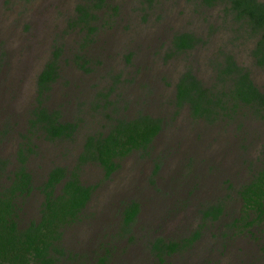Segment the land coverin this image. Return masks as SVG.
<instances>
[{
    "label": "rangeland",
    "instance_id": "rangeland-1",
    "mask_svg": "<svg viewBox=\"0 0 264 264\" xmlns=\"http://www.w3.org/2000/svg\"><path fill=\"white\" fill-rule=\"evenodd\" d=\"M86 1L0 0V158L12 167L37 104L36 75L60 47L59 76L43 104L57 109L62 120L79 121L78 131L74 140L29 134L34 152L27 168L35 185L53 165L74 164L86 133L105 129L103 112L113 105L96 109L94 103H104L100 95L96 98L98 91L114 86L108 99L115 100L119 114L145 111L165 118L148 152H130L109 178L95 163L82 167L81 181L95 189L81 218L64 228V244L85 254L87 264H95L104 247L110 248L107 264H264V221L243 232L230 223L240 207L234 187L260 164L264 118L237 109L232 119L207 123L192 118L187 107L174 115L172 103L180 73L190 68L210 85L214 61L223 51L232 53L264 89V67L254 63L252 41L231 29L234 24L221 5L204 7L197 0H157L150 6L141 0H105L116 11L98 9L96 30L87 35L68 24L76 5ZM180 31H192L203 42L172 53L171 37ZM131 199L139 203L131 236H118L120 208ZM41 200L33 189L22 203L20 224L38 216ZM218 200L224 213L216 221L203 220L202 207ZM196 230L200 235L191 246L162 263L149 249L155 237L179 240Z\"/></svg>",
    "mask_w": 264,
    "mask_h": 264
},
{
    "label": "trees",
    "instance_id": "trees-1",
    "mask_svg": "<svg viewBox=\"0 0 264 264\" xmlns=\"http://www.w3.org/2000/svg\"><path fill=\"white\" fill-rule=\"evenodd\" d=\"M155 1L141 0L148 6ZM196 2L204 7L221 5L223 15L235 25L231 29L252 41L250 54L254 63L264 67V0ZM104 6L113 11L117 9L116 5L105 0L78 3L69 26L92 35L96 30L94 21L98 18L97 10ZM200 42H203L202 37L192 31L175 32L170 40V51L189 50ZM60 51V47H54L36 75L37 104L30 110L26 132L21 134L23 140L18 142L14 151L12 167H8V159L0 158V178H6V181L0 182V264H87L85 254L70 250L63 242L64 228L81 218L95 189L93 184L81 181L82 167L95 163L101 167L103 177L109 178L119 167V160L130 152L147 153L165 123L164 117L150 112L138 111L132 116L117 113L115 100L108 99L114 90L113 85L106 91H98L96 98L100 95L98 99L102 97L104 103H94L96 109L113 105L110 111L103 112L107 120L106 124L102 123L105 129L86 133L74 164L70 168L53 165L45 172L41 183L35 185L32 173L27 168L28 156L34 152V143L29 134L38 132L50 140H74L78 131L79 121L62 120L57 109H49L43 104L59 76ZM214 70V80L210 85H205L190 68L180 73L172 95L174 115L180 108L187 107L192 118L203 119L207 123L232 119L237 109H247L253 115L264 118V89L254 82L249 70L240 65L232 53L220 52L214 61ZM0 132L3 133V130ZM260 157V164L251 168L250 177L234 187L240 207L239 215L230 223L240 232L246 231L254 222L264 221V146L260 150ZM157 168L158 164H155L154 172ZM35 188L42 196L38 216L20 224L22 203ZM224 210L221 200L205 204L201 209V218L208 222L216 221ZM138 212V201L131 199L122 203L116 235L131 236ZM199 235V230H196L179 240H166L158 236L149 243V249L162 263L165 256L191 246ZM103 250L95 264H107L110 248L104 247Z\"/></svg>",
    "mask_w": 264,
    "mask_h": 264
}]
</instances>
